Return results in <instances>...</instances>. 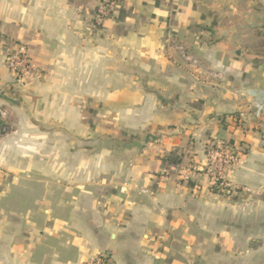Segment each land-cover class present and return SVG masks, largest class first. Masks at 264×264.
<instances>
[{
  "label": "crops",
  "instance_id": "0c3cea01",
  "mask_svg": "<svg viewBox=\"0 0 264 264\" xmlns=\"http://www.w3.org/2000/svg\"><path fill=\"white\" fill-rule=\"evenodd\" d=\"M103 1L0 0V264H264V0Z\"/></svg>",
  "mask_w": 264,
  "mask_h": 264
},
{
  "label": "built area",
  "instance_id": "2783aa9c",
  "mask_svg": "<svg viewBox=\"0 0 264 264\" xmlns=\"http://www.w3.org/2000/svg\"><path fill=\"white\" fill-rule=\"evenodd\" d=\"M117 7L115 0H104L96 16L97 26H102ZM4 67L11 74L15 87L24 88L43 77L40 68L35 64L28 50L23 45H13L4 56ZM8 113L0 111V141L9 134ZM206 173L214 186L221 192H229L226 178L228 173L239 163L240 154L229 144H222L206 152ZM84 264H113L105 253L91 257Z\"/></svg>",
  "mask_w": 264,
  "mask_h": 264
},
{
  "label": "rangeland",
  "instance_id": "374dc122",
  "mask_svg": "<svg viewBox=\"0 0 264 264\" xmlns=\"http://www.w3.org/2000/svg\"><path fill=\"white\" fill-rule=\"evenodd\" d=\"M105 135V134H104ZM227 144H229V143H227ZM222 145V144H221ZM215 146H213V147H211V148H214ZM94 148H96V147H94ZM107 148H108V145L107 144H100V148H99V150L100 151H107ZM210 148V149H211ZM84 150L86 151V152H90L91 150H93V148L91 147V144H89V143H85L84 144Z\"/></svg>",
  "mask_w": 264,
  "mask_h": 264
},
{
  "label": "trees",
  "instance_id": "16d2710c",
  "mask_svg": "<svg viewBox=\"0 0 264 264\" xmlns=\"http://www.w3.org/2000/svg\"><path fill=\"white\" fill-rule=\"evenodd\" d=\"M8 123V122H7ZM9 124V123H8ZM9 127H10V125H9ZM229 146H231L232 148H234V144H232V143H229ZM109 258V257H108Z\"/></svg>",
  "mask_w": 264,
  "mask_h": 264
}]
</instances>
